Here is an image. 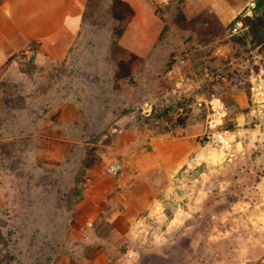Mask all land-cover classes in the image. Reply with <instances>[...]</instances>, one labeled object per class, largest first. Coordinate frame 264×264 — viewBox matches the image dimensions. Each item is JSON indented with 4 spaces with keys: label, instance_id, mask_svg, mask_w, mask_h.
I'll return each mask as SVG.
<instances>
[{
    "label": "rangeland",
    "instance_id": "obj_1",
    "mask_svg": "<svg viewBox=\"0 0 264 264\" xmlns=\"http://www.w3.org/2000/svg\"><path fill=\"white\" fill-rule=\"evenodd\" d=\"M151 3L145 48L94 3L63 61L0 68V264L264 258V57L234 58L228 33L254 3ZM212 96L229 150L201 138ZM183 136L194 148L167 175L159 153Z\"/></svg>",
    "mask_w": 264,
    "mask_h": 264
},
{
    "label": "crops",
    "instance_id": "obj_2",
    "mask_svg": "<svg viewBox=\"0 0 264 264\" xmlns=\"http://www.w3.org/2000/svg\"><path fill=\"white\" fill-rule=\"evenodd\" d=\"M112 1L0 0V68H5L10 60L13 61L10 67L17 65L15 59H19V54L23 59H32L37 66L63 61L87 26L91 5L103 4L110 12ZM121 1L131 6L134 14L120 40L126 34L131 37V52L135 51L132 43L145 48L152 43L156 32L151 0ZM243 98L240 94L239 102ZM193 148L187 136L180 137L174 149L162 148L159 159L163 171L168 175L170 167L183 164ZM132 259H125L123 264H133L135 259ZM97 260L98 257L92 259Z\"/></svg>",
    "mask_w": 264,
    "mask_h": 264
},
{
    "label": "trees",
    "instance_id": "obj_3",
    "mask_svg": "<svg viewBox=\"0 0 264 264\" xmlns=\"http://www.w3.org/2000/svg\"><path fill=\"white\" fill-rule=\"evenodd\" d=\"M254 6L251 12L236 15L228 24V33L231 35L232 42L238 46V52L233 55L234 58L247 59L251 57L254 48L259 49L258 53L264 57V0H252ZM110 14L114 22L113 35L118 39L124 32V25L120 22L128 23L134 14L133 9L126 2L113 0L110 8ZM240 25L236 28V24ZM114 40L116 42L117 40ZM247 54V56H245ZM257 69V68H256ZM249 87V85H248ZM208 97L207 99H209ZM206 99V100H207ZM248 264H264L263 259L251 261Z\"/></svg>",
    "mask_w": 264,
    "mask_h": 264
},
{
    "label": "built area",
    "instance_id": "obj_4",
    "mask_svg": "<svg viewBox=\"0 0 264 264\" xmlns=\"http://www.w3.org/2000/svg\"><path fill=\"white\" fill-rule=\"evenodd\" d=\"M251 5L253 6V3H251ZM203 103L207 105L209 109V113L206 119L208 128L203 133L201 137L202 140L212 142L216 145H219L223 149L229 150L230 140L228 136V131L219 128L225 113L222 102L218 98L212 96L205 101L197 102L199 106L202 105ZM232 155H233L232 153H229L230 157ZM112 168L113 166L111 167V169Z\"/></svg>",
    "mask_w": 264,
    "mask_h": 264
}]
</instances>
